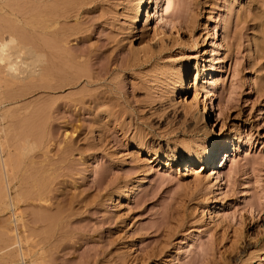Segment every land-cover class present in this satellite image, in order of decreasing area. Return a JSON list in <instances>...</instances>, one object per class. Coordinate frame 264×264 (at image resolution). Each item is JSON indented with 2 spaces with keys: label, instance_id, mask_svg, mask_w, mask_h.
I'll return each mask as SVG.
<instances>
[{
  "label": "rangeland",
  "instance_id": "374dc122",
  "mask_svg": "<svg viewBox=\"0 0 264 264\" xmlns=\"http://www.w3.org/2000/svg\"><path fill=\"white\" fill-rule=\"evenodd\" d=\"M74 1L59 65L84 78L50 96L35 80L3 90L25 97L0 116L19 115L20 135L33 121L39 141L20 159L9 138L7 202L24 199L0 227L27 256L10 246L0 264H264V0H144L138 17L139 0Z\"/></svg>",
  "mask_w": 264,
  "mask_h": 264
},
{
  "label": "bare ground",
  "instance_id": "6f19581e",
  "mask_svg": "<svg viewBox=\"0 0 264 264\" xmlns=\"http://www.w3.org/2000/svg\"><path fill=\"white\" fill-rule=\"evenodd\" d=\"M51 1L52 0H0V105L3 104V101L16 102L17 99L20 98V96L21 97L24 96L20 91L13 92L12 90V91H9L8 93L4 92L5 93L4 94L3 90H6V89L9 90L12 87H14L16 84H22V82L24 81L28 82L27 80H29V82L30 80L32 81L35 80V83L37 82L35 90L37 89L40 95L44 94V95L50 96L51 94L58 92L59 90H62L65 87L72 88L73 86H76L78 81L84 78L80 76V75H83V73L80 74L81 71L79 68H78L79 73H77L78 78H74L73 74L75 73L74 72L72 73V70L75 69L74 67H72L73 69L70 71L69 70L70 66L60 67L59 65V62H61L64 59L65 53H66L61 48L60 44L61 43L64 44V42L67 41V35L65 34V31L63 33L61 31L55 30V27L58 25L61 19L67 18L68 13L71 10L73 11L72 8L74 7L75 1L74 0H54L53 4L52 3L49 4ZM154 1H155L154 2L155 7L153 10L158 12L159 11L158 10L159 0H154ZM143 4H144V0H139L137 5L134 6V8L136 9L135 14L137 17L140 15V9ZM134 8L132 10H135ZM146 10L147 11L145 15H144L145 10L144 9L142 10L143 18L141 21H143L145 18L144 23H146L149 18V8ZM142 27L144 28V26ZM36 35L39 37H37ZM85 75H86V72H85ZM79 77H82V78L79 80ZM184 77L185 76L183 75L182 81H184L183 80ZM182 86H184L183 82H182ZM9 96H13V97L10 98ZM43 111H45V109ZM7 119L12 122V125L9 126L6 124L5 126V121ZM0 120H1L0 122V212L2 210L4 211L9 210L10 208H13L14 211H16L17 205L24 198L22 197L21 194H17L14 199H10V204H8L7 202L8 200L7 189L13 186L12 184L18 180V176L15 172V167L13 163L14 161H12L13 159L11 158L12 152L10 151L11 149L10 147L12 146L9 145V142H11L10 136L11 137L13 136V138H15L17 132L20 131V130L17 131L16 129L20 125V119H19V115L11 113V110H7L1 114ZM15 120H18V122L13 124ZM31 123L32 125H34L33 121ZM28 124H30V122ZM32 125L26 126L25 131H24L25 127H23L21 131L23 133L22 135H20L19 133L17 134L19 135V137L17 136L16 142H18L19 145H17L16 143L17 148H15V146L14 148H15V153H17L16 155H18L20 159H23L25 156L32 153L36 149V147H38L37 146L38 139H35V136H33L36 130L34 131L35 127H33ZM219 150H220L219 148L211 150V152L208 153V155L205 157V161L208 163H213L214 160L218 156ZM1 154H4V155H2L1 157ZM48 180L47 178H44L37 174L33 175L32 177L30 176V178H28V181L30 182L29 187L33 190V193L35 191L34 196L37 199V201L45 200L43 194L45 193L46 188L48 186V183H47ZM26 184H24V186ZM33 193L28 194V195L33 196ZM44 195L46 196V194ZM47 212H49V210ZM39 218H42V217L37 216V219ZM42 219H48V221L51 220L50 224L52 223V225L54 223L51 217L43 216ZM15 222L17 223L21 222V219H17L16 215H15ZM10 224L11 223L9 222L8 224L7 223L3 224L0 227L1 229L0 230V247H1L0 249L7 248L8 250V247L10 248V246L17 245L19 253H20L17 256L20 255L22 258L25 259L27 254L23 252V250L21 249V246H22V240L24 242H27L28 240L26 239L27 241H25V238L21 239L20 236L16 233V231H14L16 230L17 227L16 228L11 227ZM50 228H52V226ZM33 230H36V229H33ZM10 233H11V236L8 237L7 235L8 234L10 235ZM41 239L43 240V238ZM9 264H16V263L11 261L9 262ZM29 264H37V263L34 260L30 262Z\"/></svg>",
  "mask_w": 264,
  "mask_h": 264
}]
</instances>
